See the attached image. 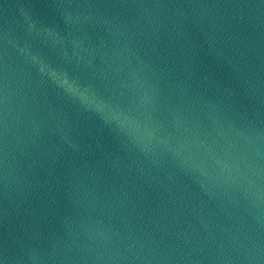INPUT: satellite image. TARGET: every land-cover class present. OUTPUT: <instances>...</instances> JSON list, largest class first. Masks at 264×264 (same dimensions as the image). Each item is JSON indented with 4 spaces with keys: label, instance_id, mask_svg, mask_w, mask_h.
<instances>
[{
    "label": "water",
    "instance_id": "obj_1",
    "mask_svg": "<svg viewBox=\"0 0 264 264\" xmlns=\"http://www.w3.org/2000/svg\"><path fill=\"white\" fill-rule=\"evenodd\" d=\"M0 264H264V0H0Z\"/></svg>",
    "mask_w": 264,
    "mask_h": 264
}]
</instances>
